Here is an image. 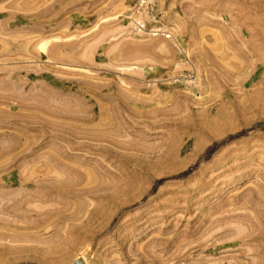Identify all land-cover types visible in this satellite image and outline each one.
<instances>
[{
	"label": "rangeland",
	"instance_id": "obj_1",
	"mask_svg": "<svg viewBox=\"0 0 264 264\" xmlns=\"http://www.w3.org/2000/svg\"><path fill=\"white\" fill-rule=\"evenodd\" d=\"M0 264H264V0H0Z\"/></svg>",
	"mask_w": 264,
	"mask_h": 264
},
{
	"label": "bare ground",
	"instance_id": "obj_2",
	"mask_svg": "<svg viewBox=\"0 0 264 264\" xmlns=\"http://www.w3.org/2000/svg\"><path fill=\"white\" fill-rule=\"evenodd\" d=\"M245 16V15H244ZM248 16H250V15H248ZM239 17V16H238ZM251 17V16H250ZM253 17V16H252ZM253 19H255V18H253ZM249 24V23H248ZM240 25V24H239ZM251 29V28H250ZM253 29V28H252ZM253 31V30H252ZM254 31H256V30H254ZM250 32V31H249ZM226 33V32H225ZM230 33H232V32H230ZM224 34V33H223ZM229 34V33H228ZM236 34V33H235ZM234 35V34H233ZM219 36V35H218ZM45 40V39H44ZM43 41V40H42ZM40 44H41V48H44L45 47V41H43V43H41L40 42ZM40 49V48H39ZM43 50V49H42ZM54 50V49H53ZM58 50V49H57ZM60 50V49H59ZM55 51V50H54ZM65 52H68V51H65ZM71 52V51H70ZM64 54H66V53H64L63 52V56H64ZM69 54V52L67 53V55H65V57H67V56H69L68 55ZM62 55V54H61ZM60 54L58 55V54H56V56H61ZM50 56V55H49ZM51 56H52V54H51ZM55 56V55H54ZM54 56H52V57H54ZM51 57V58H52ZM67 58H69V57H67ZM12 85V84H11ZM13 88V87H12ZM20 88V87H19ZM11 90V89H10ZM17 90V89H16ZM9 157V156H8ZM4 158V157H3ZM4 160V159H3Z\"/></svg>",
	"mask_w": 264,
	"mask_h": 264
}]
</instances>
